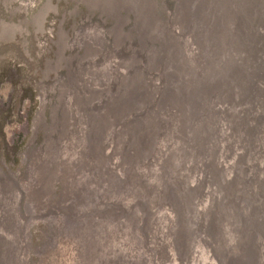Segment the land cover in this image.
I'll use <instances>...</instances> for the list:
<instances>
[{"label":"rangeland","instance_id":"374dc122","mask_svg":"<svg viewBox=\"0 0 264 264\" xmlns=\"http://www.w3.org/2000/svg\"><path fill=\"white\" fill-rule=\"evenodd\" d=\"M91 1L0 0L1 264H161L157 253L163 247L172 259L178 253L181 261L189 259L186 264H264V0H188L185 13L176 0H144L152 3L156 21L155 32H148L145 42L144 38L139 41L136 17L126 6L131 0H110L118 6L110 11ZM229 5L235 7L233 13ZM181 45L188 53L179 52ZM202 54L209 63L203 73ZM137 87L142 90L140 97L133 93ZM201 87L205 89L198 105L186 110L188 99L193 101V93ZM145 89L152 91L148 94ZM154 100H158L157 105L150 108ZM244 104L245 109L238 108ZM182 111L189 114L184 122H180ZM97 112L105 116L102 141L108 163L104 160L101 171L86 169L78 176L76 170L71 189L57 178L47 186V181H29L31 170L49 159L55 138L61 154L53 161L64 163L71 147L66 149L63 139L71 132L82 134L89 114ZM135 112L136 118L121 125V113ZM137 118L145 123L142 128L149 138L131 135ZM167 147L173 148L171 157L165 154ZM130 148L133 157L122 160L120 155ZM157 152L161 158L155 166L150 167V162L145 167L137 164ZM182 178L183 194L193 214L187 235L191 240L187 239L178 252L181 214L176 189ZM232 185L236 194L226 201L225 190ZM147 186L151 190L146 191ZM32 187L46 193L37 194L34 204L27 201L26 189L30 192ZM110 205L119 210L117 228L109 215L103 214ZM151 205L154 210L148 214ZM110 237L114 244L105 248ZM171 261L169 258L165 264Z\"/></svg>","mask_w":264,"mask_h":264},{"label":"bare ground","instance_id":"6f19581e","mask_svg":"<svg viewBox=\"0 0 264 264\" xmlns=\"http://www.w3.org/2000/svg\"><path fill=\"white\" fill-rule=\"evenodd\" d=\"M158 1V0H157ZM161 1V0H160ZM187 1L188 0H176V3L178 4V8L182 11V13H185V11L184 10H186V5H187ZM198 1V0H197ZM228 1V0H227ZM231 1H233L234 2V0H231ZM242 1V0H241ZM248 2H249V0H247ZM218 2L219 1H217V5H218ZM224 2H225V0H224ZM233 2H232V4H233ZM192 3V2H191ZM227 3V2H226ZM238 3V2H237ZM242 3V2H241ZM90 4H95V5H99L101 8H103V10H106V11H110V9L111 8H114V9H117L118 8V6H117V8H116V6L115 5H113L111 2H110V0H92L91 2H90ZM128 4V5H127ZM127 4H126V6L127 7H129L130 9H131V11L133 12V16H135L136 17V23H137V30L139 31V36H140V39H139V41L140 40H143V38L145 39L144 40V42L146 41V39L148 38H145V36L146 35H148V32L150 33H153V32H155V25H156V21H155V17H154V15H153V9H152V3L150 4V3H146V1H144V0H131V1H129V2H127ZM176 4V5H177ZM220 4V3H219ZM239 4V3H238ZM237 4V5H238ZM212 5V4H211ZM247 5V4H246ZM208 6V5H207ZM230 6V5H229ZM249 6V5H248ZM251 6V5H250ZM196 7H198V4H197V6ZM218 7V6H217ZM216 7V8H217ZM233 6L231 5L229 8H230V10L232 11V13H233V9L235 8V7H233ZM238 7V6H237ZM246 7V6H245ZM174 8V7H173ZM190 8H191V6H190ZM223 8V7H222ZM227 9H228V7H226ZM247 8V7H246ZM245 8V9H246ZM244 11V10H243ZM130 12V11H129ZM166 13V12H165ZM175 14V13H174ZM242 14V13H241ZM128 16V15H127ZM174 16V15H173ZM130 17V16H129ZM128 17V18H129ZM183 17V16H182ZM181 17V18H182ZM184 18V17H183ZM189 19V18H188ZM108 20H109V18H108ZM229 20V19H228ZM112 21V20H111ZM219 21H221V20H219ZM134 22H135V20H134ZM208 22V21H207ZM166 23V22H165ZM164 23V24H165ZM175 23V22H174ZM209 23V22H208ZM164 24H163V26H164ZM219 24V23H218ZM118 26V25H117ZM185 26V25H184ZM187 26H189V25H187ZM232 26V25H231ZM247 26V25H246ZM114 27V26H113ZM183 28V27H182ZM116 29V28H115ZM164 29V28H163ZM203 29V28H202ZM182 31H183V29H182ZM185 31V30H184ZM202 31V30H201ZM204 31V30H203ZM251 31V30H250ZM200 32V31H199ZM206 32V31H205ZM134 32H132L131 34H133ZM159 33H160V31H159ZM181 33V32H180ZM188 34V33H187ZM186 34V35H187ZM190 34H192V33H190ZM227 34V33H226ZM170 35V34H169ZM186 35H184V36H186ZM228 35V34H227ZM168 36V35H167ZM183 36V37H184ZM201 36V35H200ZM190 38H191V35L189 36ZM201 37H203V36H201ZM151 38V37H150ZM149 38V39H150ZM158 39V38H157ZM206 39V38H205ZM217 39V38H216ZM218 39H220V37H218ZM76 40V39H75ZM74 40V41H75ZM227 40H228V38H227ZM141 42V41H140ZM155 42V41H154ZM157 42V41H156ZM212 42V41H211ZM218 42V41H217ZM217 42H215V43H217ZM247 42V41H246ZM196 43V42H195ZM226 44V43H225ZM142 45H143V43H142ZM141 45V46H142ZM234 45V44H233ZM232 45V46H233ZM166 46V45H165ZM204 46V45H203ZM202 46V47H203ZM145 47H146V45H145ZM153 47V46H152ZM156 47V46H155ZM187 47V46H186ZM140 48H142V47H140ZM211 48V47H210ZM143 49V48H142ZM150 49V48H149ZM156 49V48H155ZM201 49V48H200ZM215 49V48H214ZM221 49V48H220ZM135 50V49H134ZM154 50V49H153ZM180 50L182 51V52H184V54L187 52V49H185L184 48V46L183 45H181L180 46V48H179V52H180ZM194 49H192V50H190L189 52H191L192 53V51H193ZM198 50V49H197ZM202 50V49H201ZM201 50H199V51H201ZM151 51V50H150ZM220 51V50H219ZM149 52V51H148ZM159 52V51H158ZM197 52V51H196ZM202 52V51H201ZM150 53V52H149ZM188 53V52H187ZM213 53H215V52H213ZM212 53V54H213ZM148 55V54H147ZM134 56V55H133ZM152 56V55H151ZM158 56V55H157ZM195 56V55H194ZM193 56V57H194ZM199 56V55H198ZM203 54H202V64H201V67H200V72L201 73H203V71L205 70V69H207L208 67H209V63L208 62H206V60L203 58ZM197 57V56H196ZM198 58H200V57H198ZM215 58V57H214ZM153 59V58H152ZM154 59H155V57H154ZM179 59H181V57L179 58ZM193 60V59H192ZM217 60V59H216ZM138 60H136V62H137ZM139 62V61H138ZM137 62V63H138ZM153 62V61H152ZM155 62H157V61H155ZM159 63V62H158ZM222 63V62H221ZM136 64V63H135ZM188 64V63H187ZM190 64V63H189ZM149 65H150V63H149ZM152 65V64H151ZM150 65V66H151ZM203 65V66H202ZM219 65H220V63H219ZM165 66V65H164ZM164 66H163V68H164ZM127 67V66H126ZM135 67V66H134ZM151 67H153V66H151ZM166 67V66H165ZM179 67H181V65H179ZM189 67V66H188ZM128 68V67H127ZM184 68H185V66H184ZM203 70H202V69ZM132 69V68H131ZM134 69V70H133ZM132 70L133 71H136L137 69L136 68H133ZM148 69V68H147ZM154 69V68H153ZM187 69V68H186ZM106 70V69H105ZM150 70H152V69H150ZM164 70H165V68H164ZM102 72H104L103 70H102ZM192 72V71H191ZM87 73V72H86ZM135 73V72H134ZM170 73V72H169ZM172 73V72H171ZM103 75V74H102ZM171 75V74H170ZM177 75V74H176ZM119 76V75H118ZM182 76V75H181ZM202 76V75H201ZM134 77H136V76H134ZM177 77L179 78V76L177 75ZM191 77V76H190ZM133 78V77H132ZM140 78V77H139ZM134 79V78H133ZM132 79V80H133ZM173 79V78H172ZM177 79V78H176ZM218 79V78H217ZM155 80V79H154ZM193 80H194V78H193ZM208 81V80H207ZM221 81V80H220ZM231 81V80H230ZM125 82V81H124ZM77 83V82H76ZM120 84H121V82H119ZM166 83V82H165ZM207 83V82H206ZM208 83H209V81H208ZM69 84V83H68ZM210 84V83H209ZM225 84V83H224ZM79 85V84H78ZM176 85V84H175ZM174 85V86H175ZM178 85V84H177ZM176 85V86H177ZM203 85H205L204 83H203ZM208 85V84H207ZM212 85V84H211ZM227 85V84H226ZM68 86V85H67ZM139 86V85H138ZM166 86V85H165ZM176 86H175V88H176ZM192 86V85H191ZM209 86V88H210V85H208ZM221 86V85H220ZM220 86L218 87V88H220ZM84 87V86H83ZM193 87V86H192ZM130 88V87H129ZM128 88V89H129ZM177 88H178V86H177ZM207 88V87H206ZM227 88H228V86H227ZM84 89V88H83ZM127 89V90H128ZM140 89H141V87H137V88H134L133 89V93H135L136 92V96H141L140 94H141V92H142V90L140 91ZM188 89H189V87H188ZM187 89V90H188ZM191 89V88H190ZM201 89H205L204 87H201V88H198V89H196V91L193 93V97L194 98H192L193 99V101H191V99H188V105L186 106L187 107V110H189V109H195V107L198 105V99L199 98H201L202 97V91L203 90H201ZM249 89H251V88H249ZM131 90V89H130ZM174 90V89H173ZM177 90V89H176ZM226 90V89H225ZM145 91L148 93V94H150L151 93V91L152 90H150V89H145ZM172 91V90H171ZM207 91V90H206ZM219 91V90H218ZM243 91V90H242ZM245 91H248V89H246ZM112 92V90L110 91V93ZM116 92V91H115ZM131 93H132V91H130ZM174 92V91H173ZM214 92V91H213ZM97 93V92H96ZM145 93V92H144ZM177 93V92H176ZM207 93H208V91H207ZM246 93H248V92H246ZM88 94H93V93H88ZM88 94H87V96H88ZM125 94V93H124ZM162 94V93H161ZM209 94V93H208ZM223 94V93H222ZM242 94H244V93H242ZM97 95V94H96ZM121 95V94H120ZM145 95H146V93H145ZM177 95V94H176ZM188 95V94H187ZM95 96V95H94ZM125 96H127V95H125ZM144 96V95H143ZM171 96H172V94H171ZM61 97H63V96H61ZM92 97V96H91ZM122 97V96H121ZM120 97V98H121ZM133 97V96H132ZM174 97V96H173ZM188 97V96H187ZM206 97H207V95H206ZM205 97V98H206ZM181 98V97H180ZM197 98V99H196ZM71 99V98H70ZM76 99V98H75ZM101 99V98H100ZM134 99V98H133ZM136 99V98H135ZM138 99V98H137ZM141 100L143 99L142 97L140 98ZM173 99L174 98H172V101H173ZM208 99V98H207ZM229 99V98H228ZM120 100V99H119ZM146 100V99H145ZM75 101L76 100H74V103H75ZM91 101V100H90ZM100 101V100H99ZM129 101H130V99H129ZM158 101V100H157ZM156 100H154L153 102V104H152V106L150 107V108H154L155 107V104H156V102H157ZM213 101V100H212ZM69 102H70V100H69ZM82 102V101H81ZM85 102H86V100H85ZM111 102H112V99H111ZM118 102V101H117ZM120 102V101H119ZM122 102V101H121ZM121 102H120V104H121ZM136 102H137V100H136ZM151 102V101H150ZM171 102V101H170ZM207 102H209V101H207ZM214 102V101H213ZM83 103V102H82ZM130 103V102H129ZM132 103V102H131ZM149 103V102H148ZM69 104V103H68ZM112 104V103H111ZM119 104V103H118ZM133 104H134V102H133ZM132 104V105H133ZM207 104V103H206ZM87 105V104H86ZM113 105V104H112ZM127 105V104H126ZM157 105V104H156ZM208 105H209V103H208ZM75 106V105H74ZM119 106H121V105H119ZM134 106V105H133ZM212 106V105H211ZM246 105L244 104V107H245ZM116 107L117 106H115V108L114 109H116ZM129 107V106H128ZM147 108H149V106H146ZM204 107V106H203ZM79 108V107H78ZM99 108H102V106H100V107H97L96 108V110H98ZM119 108V107H118ZM121 108H124V107H122L121 106ZM134 108V107H133ZM208 108V107H207ZM217 108V107H216ZM69 109V108H68ZM120 109V108H119ZM118 109V110H119ZM127 108H125V110H126ZM245 109V108H244ZM253 109V108H252ZM61 110V109H60ZM62 110H63V108H62ZM66 110V109H65ZM104 111H105V109H103ZM121 110V109H120ZM119 110V111H120ZM70 110H68L67 112H69ZM103 111V112H104ZM123 112H124V110H122ZM246 111V110H245ZM116 112H117V109H116ZM141 112V111H140ZM242 112V111H241ZM62 113V112H61ZM120 113V112H119ZM182 113V115L180 116L182 119H180V122H181V120L184 122L185 121V118H187V116H186V114H188V113H186V111H185V114H183V111L181 112ZM196 113V112H195ZM69 114V113H68ZM103 114V113H102ZM102 114H100L99 112H97V113H93V114H89L90 115V117H89V123L88 124H85V122H84V128L82 129V134H80V135H77L76 133H72L71 132V134H67V135H71L70 137H66V138H64L63 139V141L62 142H64V146H65V148L66 149H69L70 147V152H69V155H68V153L66 152V156H67V158L66 159H68V160H70V161H68V162H65V160L64 159H62V160H64V163H62V164H58V163H54V158L58 155V154H61V149H60V147H59V149H57V146H58V143H59V141H57L56 140V138L54 139V141H55V143H54V145L52 146V148L51 149H49V159L48 160H46L45 161V163H43L41 166H39V168H37V169H32L31 170V172H30V180L29 181H31L32 180V178L34 179L33 181L35 182V184H36V181L37 182H41V180H43L44 182H46L47 184L45 185V186H47V185H49V183H51L52 181H51V179H55V178H57V179H60L62 182H64L65 183V185L67 186H69V189H71V187H70V182H71V180H72V185L73 184H75V181H76V177H75V171L76 170H79L78 172L76 171V173L77 174H79L78 176H81L82 175V173H83V175H84V173H85V171H86V169H90L91 171H92V173L94 172V173H99L100 171H101V168H102V166H103V164H105V162H104V160L105 159H107V158H105L106 156H107V153H105V149H106V147H105V141L103 142L102 140V138L105 136V134H104V136H103V134H102V132H103V125H102V121H103V119L102 118H104L103 117V115ZM126 114V113H125ZM125 114H122L121 113V115H124V116H122L121 118H119L118 120L122 123L121 125H124L125 123H127V121H128V119H130L131 118V120H133L134 118H136L137 117V115H136V112L135 113H130V114H128V115H125ZM142 114H144V113H141V115ZM150 114H152L151 112H150ZM243 114V113H242ZM73 115V114H72ZM107 115V114H106ZM109 115V114H108ZM118 115V114H117ZM189 115V114H188ZM194 115V114H193ZM65 116V115H64ZM195 116V115H194ZM200 116H202V115H200ZM62 117V116H61ZM108 118H109V116H107ZM118 117H120V116H118ZM168 118V117H167ZM184 118V119H183ZM191 118H192V115H191ZM234 118V117H233ZM194 119V118H193ZM201 119V118H200ZM208 119V118H207ZM38 120V119H37ZM74 120H75V118H74ZM80 120V119H79ZM111 120V119H110ZM115 120V119H114ZM190 120V119H189ZM201 120H203V119H201ZM235 120V119H234ZM234 120H233V122H234ZM64 121V120H63ZM62 121V122H63ZM78 121V120H77ZM135 123L132 125L133 126V128H131V130H130V132H131V135H135L134 137H135V139L136 138H142V140L144 139V138H149L150 136H149V133H147V134H145V130H144V128H142L144 125H145V123H143L142 121H140V119H135ZM147 121V120H146ZM149 121V120H148ZM161 122H163V120H160ZM175 121H178V119L177 120H175ZM205 121H207V120H205ZM212 121V120H211ZM39 122V121H38ZM38 122H36V123H38ZM62 122H61V124H62ZM69 122V121H68ZM111 123L113 122V121H110ZM117 122V121H116ZM191 122V121H190ZM202 122V121H201ZM209 122H210V120H209ZM232 122V121H231ZM78 123V122H77ZM160 123V122H159ZM70 124H72V123H70ZM69 124V125H70ZM115 124V123H114ZM113 124V125H114ZM203 124V123H202ZM206 124V123H205ZM207 124H208V122H207ZM37 125V124H36ZM87 125V126H86ZM106 125V122H105V124H104V126ZM167 125V124H166ZM196 125V124H195ZM60 126V125H59ZM71 126V125H70ZM107 127H109L108 125H106ZM112 126V125H111ZM205 126V125H204ZM206 126H208V125H206ZM62 127V126H61ZM79 127V126H78ZM77 127V128H78ZM89 127V129H87ZM163 127V126H162ZM211 127V126H210ZM217 127V126H216ZM64 128V127H63ZM126 127L124 126V129H125ZM164 128V127H163ZM174 128V127H173ZM200 128V127H199ZM198 128V129H199ZM79 129V128H78ZM106 129V128H105ZM127 129V128H126ZM224 129V128H223ZM36 130V129H35ZM71 130H73V129H71ZM85 130H87V132H85ZM88 130H89V132H88ZM107 130V129H106ZM122 130V129H121ZM140 130V131H139ZM232 130V129H231ZM37 131V130H36ZM64 131V130H63ZM105 131V130H104ZM147 131V130H146ZM162 131H164V130H162ZM168 131V130H167ZM166 129H165V134H166ZM47 132V131H46ZM65 132V131H64ZM63 132V133H64ZM106 132V131H105ZM129 132V133H130ZM61 133H62V131H61ZM60 133V134H61ZM168 133H170V132H168ZM216 133V132H215ZM46 134V133H45ZM58 135V138H62V136L61 135ZM157 134V133H156ZM163 135H164V133H162ZM178 134V133H177ZM203 134V133H202ZM109 135V134H108ZM117 135V134H116ZM234 135V134H233ZM155 136V135H154ZM252 136V135H251ZM154 138H156V137H154ZM163 138H165V136L163 137ZM162 138V139H163ZM168 138H170L169 136H168ZM230 138V137H229ZM49 139V138H48ZM48 139H47V141H48ZM51 139V138H50ZM50 139H49V141H50ZM106 139V138H105ZM117 139V138H116ZM159 139V138H158ZM157 139V140H158ZM110 140V139H109ZM109 140L107 141V142H109ZM132 140V138H130L129 139V141H131ZM160 140V139H159ZM122 141V140H121ZM149 140H147L146 141V143L148 142ZM169 141H170V139H169ZM197 141V140H196ZM228 141V140H227ZM226 141V142H227ZM106 142V143H107ZM115 142H117V141H115ZM123 142V141H122ZM159 142V141H158ZM158 142L155 144V146L157 147V149H155L156 151H158ZM191 142V141H190ZM57 143V144H56ZM125 143V142H124ZM165 143V142H164ZM195 143V142H194ZM62 144V143H61ZM108 144H110V143H108ZM123 144V143H122ZM148 144V143H147ZM161 144V143H160ZM163 144V143H162ZM116 145H119V144H116ZM115 145V147L117 148V146ZM124 145V144H123ZM165 145L167 146V144L165 143ZM236 145V144H235ZM147 146V145H146ZM243 146V145H242ZM119 147V146H118ZM121 147V146H120ZM244 147V146H243ZM65 148H64V150H65ZM155 148V147H154ZM165 148V147H164ZM249 148V147H248ZM46 149V148H45ZM118 149V148H117ZM173 150V148H170V149H168V147L165 149L166 151H165V154L166 153H168L167 155L168 156H172V154H171V151ZM199 149V148H198ZM42 150H43V148H42ZM216 150V149H215ZM114 151V150H113ZM117 151V150H116ZM223 151V150H222ZM44 153L46 152L45 150L43 151ZM114 153V152H113ZM117 153V152H116ZM159 153L160 152H157L156 154L154 153L148 160H143V164H142V162L140 161L139 162V160H138V163L137 164H139V165H142V166H146V165H148V163L150 164V167H153V166H155L154 165V162H156V160L160 157V155H159ZM71 154V155H70ZM133 151L131 150V148H130V151H128L127 149L123 152V154H121L120 156H122L121 158H122V160H126L128 157L130 158V160H131V157H133ZM164 154V155H165ZM166 155V156H167ZM61 156V155H60ZM178 156V155H177ZM201 156V155H200ZM206 156V155H205ZM109 157V156H108ZM240 157V156H239ZM43 158V157H42ZM110 158V157H109ZM108 158V159H109ZM138 158H142L140 155H139V157ZM161 158V157H160ZM71 159H72V161H74V164H75V169L73 170L72 168V170L70 169V164H72V162H71ZM136 160V161H137ZM159 160V159H158ZM59 161V160H58ZM106 161V160H105ZM127 161V160H126ZM136 161H135V163L134 164H136ZM145 161V162H144ZM161 161V160H160ZM107 162V161H106ZM108 163V162H107ZM165 163V162H164ZM179 163H180V161H179ZM191 164V163H190ZM73 165V164H72ZM180 165V164H179ZM77 166H78V168H77ZM80 166H81V168H80ZM149 166V165H148ZM140 167V166H139ZM149 167V168H150ZM165 167V166H164ZM110 168V167H109ZM138 168V167H137ZM140 168H142V167H140ZM148 168V167H147ZM134 169H135V167H134ZM160 169L162 170V168L160 167ZM164 169V168H163ZM186 169H187V167H186ZM70 170H71V174H70ZM140 170V169H139ZM138 170V171H139ZM247 170V169H246ZM90 171V172H91ZM200 171V170H199ZM72 172H73V174H72ZM158 172V171H157ZM189 172V171H188ZM1 173V172H0ZM135 173V172H134ZM134 173H133V175H134ZM245 173V172H244ZM81 174V175H80ZM148 174V173H147ZM146 174V175H147ZM158 174V173H157ZM199 174H201V173H199ZM198 174V175H199ZM19 175V174H18ZM21 175V174H20ZM132 175V176H133ZM95 176V175H94ZM131 176V175H130ZM137 176V175H136ZM136 176H134V177H136ZM149 176V175H148ZM233 176V175H232ZM14 177V176H13ZM17 177V176H16ZM29 177V176H28ZM113 177V176H112ZM142 177V176H141ZM144 177H146V176H144ZM150 177V176H149ZM157 177H158V175H157ZM156 177V178H157ZM206 177V176H205ZM66 178V179H65ZM146 178H148V177H146ZM194 178V177H193ZM5 179V178H4ZM16 179V178H15ZM35 179H36V181H35ZM40 179V180H39ZM141 179V178H140ZM213 179V178H212ZM18 180V179H17ZM28 180V179H27ZM143 180V179H142ZM147 179H145V181H146ZM205 180V179H204ZM21 181V180H20ZM133 182L135 181V180H132ZM211 181V180H210ZM4 182V181H3ZM2 182V183H3ZM44 182H43V185H44ZM131 182V181H130ZM140 182H142V181H140ZM143 182H144V180H143ZM184 182H185V179L184 178H182L181 179V181L179 180V183L177 184L178 185V187H177V189H176V193H177V197H178V201H177V211H178V213L179 214H181L180 216H181V220H180V223H181V225H180V229H179V233H178V237H177V241H176V243H177V246H178V248H179V251L178 252H180V249H183V245H184V243H185V241L187 240V239H189V242H190V240H191V238H189V236H187L188 235V233L190 232L189 230H191V228H192V226L189 224V223H191V221H192V216L190 215V214H193V209H191L192 207L191 206H189L188 205V203H187V201H186V197L184 196V194H183V190H184V187H185V185H184ZM226 182V181H225ZM26 183V182H25ZM154 183V182H153ZM156 183V182H155ZM11 184V183H10ZM35 184H33L34 186H37V185H35ZM78 184V183H77ZM145 184V183H144ZM146 184H150V183H146ZM4 185H6V184H4L3 183V186ZM141 185H143V184H141L140 183V186ZM157 185V184H156ZM2 186V187H3ZM9 186V185H8ZM44 186V187H45ZM65 186V187H66ZM74 186V185H73ZM131 186H133L134 187V190H135V186H136V183H133ZM131 186H130V188H131ZM139 186V187H140ZM149 186V185H148ZM146 187L147 189H146V191L148 190H151V188L150 187ZM1 187V188H2ZM10 187H11V185H10ZM13 187V186H12ZM15 187V186H14ZM13 187V188H14ZM31 187V186H30ZM183 187V188H182ZM234 186L232 185V186H230L229 188H227L226 190H225V197H226V201H230V200H232V197L236 194V190H235V188L234 189H232ZM6 188V187H5ZM4 188V189H5ZM27 188V187H26ZM43 188V187H42ZM42 188H40V189H42ZM50 188V187H49ZM137 188V187H136ZM141 188V187H140ZM15 189V188H14ZM39 189V190H40ZM65 189V188H64ZM67 189H68V187H67ZM77 189V188H76ZM228 189L230 190L229 192H228ZM6 190V189H5ZM10 189H8L7 188V191H9ZM12 190L13 189H11V191H10V193L12 192ZM37 190V189H36ZM46 189H44V191H45ZM74 190V189H73ZM1 191V190H0ZM28 191V192H27ZM34 190V187H32L31 189H30V192H29V190L28 189H26V192H27V201H29L30 203L32 202L33 204H34V202H36L37 201V194H41L42 196H44L46 193L43 191V189H42V192H44V195H43V193H41V192H39V191H35ZM66 191V190H65ZM144 191H145V189H144ZM145 191V192H146ZM86 192V191H85ZM134 192V191H133ZM4 193H5V191H4ZM7 193V192H6ZM35 195H34V194ZM131 193V192H130ZM136 193H137V191H136ZM138 193H139V191H138ZM144 193V192H143ZM165 193H167V192H165ZM182 193V194H181ZM8 194V193H7ZM68 194H70V192L68 193ZM120 194V193H119ZM179 194H181V196L179 195ZM10 195V194H9ZM9 195H8V197H9ZM74 196H75V194H73ZM81 195V194H80ZM4 196V195H3ZM138 196V195H137ZM5 197V196H4ZM12 197V196H11ZM144 197H146V196H144ZM148 197V196H147ZM224 197V196H223ZM6 198V197H5ZM26 198V197H25ZM69 198V197H68ZM138 198V197H137ZM70 199V198H69ZM68 199V200H69ZM8 200H9V198H8ZM11 200V199H10ZM9 200V201H10ZM39 200V199H38ZM70 200H72V199H70ZM132 200H133V198L131 199V201L130 202H132ZM135 200V199H134ZM147 200V199H146ZM9 201H7V202H9ZM112 201H115V200H112ZM126 201V200H125ZM142 201V200H141ZM163 201V200H162ZM14 202V201H13ZM12 201H11V203H13ZM144 202V201H143ZM147 202V201H146ZM160 202V201H159ZM28 203V202H27ZM3 204H5L4 202H3ZM14 204V203H13ZM88 204V203H87ZM109 204H112V205H114V203H112V202H110ZM132 204V203H131ZM6 205V204H5ZM9 205V204H8ZM112 205H110V207L112 206ZM152 206V205H151ZM150 206V207H151ZM172 206V205H171ZM3 207V206H2ZM5 208H6V206H4ZM14 207V206H13ZM127 207V206H126ZM129 207V206H128ZM127 207V208H128ZM141 207H143V206H141ZM170 207V206H169ZM4 208V209H5ZM14 209V208H13ZM119 209V208H118ZM124 209V208H123ZM134 209V208H133ZM6 210V209H5ZM36 210V209H35ZM130 210V209H129ZM143 210V209H142ZM150 210V209H149ZM149 210H147V212H148V214L150 213V212H152L153 210H154V207L152 206V208H151V210L149 211ZM14 211V210H13ZM118 211L119 210H114L113 209V207H111V208H109L108 210H107V208H106V206H105V210H104V212H103V214H107V216L109 215V217H110V221H111V224H115V228H117L118 227V222L120 221H118ZM191 211H192V213H191ZM5 212V211H4ZM37 212H38V209H37ZM100 212V211H99ZM102 212V211H101ZM115 212H116V214H115ZM122 212V211H121ZM134 212H135V210H134ZM169 212V211H168ZM13 213V212H12ZM39 213V212H38ZM120 213V212H119ZM123 213V212H122ZM145 213V212H144ZM187 213H189V215H187ZM133 214V213H132ZM140 214V213H139ZM201 214V213H200ZM233 214H235V213H233ZM3 215H5V214H3ZM14 215V214H13ZM130 215V214H129ZM136 215H137V213H136ZM136 215H134V216H136ZM141 215V214H140ZM170 216H171V214H169ZM169 215H167V217L169 216ZM221 215V214H220ZM106 216V217H107ZM125 216H126V214H125ZM132 216V215H131ZM133 216V217H134ZM144 216V215H143ZM164 216V215H163ZM212 216V215H211ZM214 216H216V215H214ZM12 217V216H11ZM133 217H131V218H133ZM141 217V216H140ZM152 217V216H151ZM5 218H6V216H5ZM130 218V219H131ZM169 218V217H168ZM171 218V217H170ZM169 218V219H170ZM194 218V217H193ZM234 218L236 219V216H234ZM15 219V218H14ZM107 219H108V217H107ZM129 219V218H128ZM129 219V220H130ZM151 219V218H150ZM209 219V218H208ZM217 219V218H216ZM6 220H7V218H6ZM104 220H106L105 219V217H104ZM133 220V219H132ZM131 220V221H132ZM139 220V219H138ZM141 220H142V217H141ZM147 221H148V219H146ZM14 221V220H13ZM17 221V220H16ZM20 221V220H19ZM96 221V220H95ZM109 221V220H108ZM122 221V220H121ZM134 221V220H133ZM135 221H137V220H135ZM143 221V220H142ZM150 221V220H149ZM162 221V220H161ZM4 222V221H3ZM7 222V221H6ZM106 222V221H105ZM155 222V221H154ZM210 222H212V221H210ZM218 222V221H217ZM20 223V222H19ZM104 223V222H103ZM124 223V222H123ZM129 223V222H128ZM215 223V222H214ZM15 224V223H14ZM132 224V223H131ZM131 224L129 225L128 224V227L129 226H131ZM150 224V223H149ZM166 224V223H165ZM3 225V224H2ZM89 225V224H88ZM105 225H107L108 226V224H105ZM120 225V224H119ZM125 225H127V223L125 224ZM134 225H135V223H134ZM153 225V222L151 223V226ZM175 225V224H174ZM220 225V224H219ZM6 226V225H5ZM86 226V225H85ZM122 226H124V224L123 225H121V227ZM145 226H147V225H145ZM166 226V225H165ZM7 227V226H6ZM17 227V226H16ZM109 227H110V225H109ZM126 227V226H125ZM148 227L149 226H147L145 229H148ZM3 228V227H2ZM84 228H88V227H84ZM92 228V227H91ZM105 228V227H104ZM114 228V229H115ZM130 228H132V227H130ZM134 228V227H133ZM151 228V227H150ZM8 229V228H7ZM10 230H11V228H9ZM17 229V228H16ZM110 229V228H109ZM123 229V228H122ZM127 229V228H126ZM136 229V228H135ZM145 229H143L144 231H145ZM87 230V229H86ZM124 230V229H123ZM128 230H131V229H128ZM184 230V231H183ZM218 230V229H217ZM85 231V230H84ZM113 231V230H112ZM165 231V230H164ZM125 232V231H124ZM130 232V231H129ZM131 232H133V231H131ZM166 232V231H165ZM200 232V231H199ZM217 232V231H216ZM216 232H214V233H216ZM15 233V232H14ZM18 233V232H17ZM128 233V232H127ZM135 233V232H134ZM133 233V234H134ZM218 233V232H217ZM85 235L87 234V233H84ZM130 234V233H129ZM13 235V234H12ZM89 235V234H88ZM134 235H136V234H134ZM134 235H133V239H135V237H134ZM87 236V235H86ZM109 236V235H108ZM138 236V235H137ZM137 236H136V238H137ZM245 236H247V235H245ZM16 237V236H15ZM82 237H85V236H82ZM130 237H132L131 236V234H130ZM249 237V236H248ZM247 237V238H248ZM14 238V237H13ZM13 238H11V239H13ZM86 238V237H85ZM156 236L155 237H152V241H154V243H155V241H156ZM176 238V237H175ZM7 239V238H6ZM107 239V238H106ZM130 239V238H129ZM133 239H132V241H133ZM4 240V239H3ZM84 240V239H83ZM147 240V239H146ZM244 240H246V239H244ZM141 241V240H140ZM140 241H138V242H140ZM105 242H106V244L104 243V241H103V243H104V247L105 248H107L108 246H110V244H114V240L110 237L108 240H105ZM129 242V241H128ZM135 242H137L136 240H135ZM5 243V242H4ZM8 243H10V242H8ZM86 243V242H85ZM123 243V242H122ZM130 243H131V241H130ZM130 243H128V244H130ZM89 244V243H88ZM140 244V243H139ZM138 244V245H139ZM251 244V243H250ZM253 244V243H252ZM7 245V244H6ZM87 245V244H86ZM85 245V246H86ZM132 245H133V243H132ZM131 245V246H132ZM135 245V244H134ZM136 245H137V243H136ZM157 247L159 246V245H157V244H155ZM162 245H165V244H162ZM10 246H11V244H10ZM129 246V245H128ZM6 247V246H5ZM122 247V246H121ZM190 247H191V245H190ZM11 248H13L12 246H11ZM125 248V247H124ZM250 248V247H249ZM1 249H3V248H1ZM131 249V248H130ZM252 249V248H251ZM257 249V248H256ZM4 250V249H3ZM8 250V249H7ZM80 250H82V248L80 249ZM86 250V249H85ZM112 250V249H111ZM110 250V251H111ZM132 250V249H131ZM198 250V249H197ZM196 250V251H197ZM14 251V250H13ZM109 251V250H108ZM120 251H121V249H120ZM119 251V252H120ZM158 251V248H156V252ZM173 251V250H172ZM254 251V250H253ZM256 251V250H255ZM84 252V251H83ZM132 252H133V250H132ZM209 252V251H208ZM243 252H245V251H243ZM247 252V251H246ZM4 253V252H3ZM10 253H12V252H10ZM10 253H9V255H10ZM14 253V252H13ZM134 253V252H133ZM126 254V253H125ZM170 254H171V252H170ZM169 253H168V251H167V247H163L162 249H159V251H158V253H157V255L159 256L160 255V259H161V261H163V262H161V264H165V262L167 263L168 262V259L170 258L172 261V264H186V262H188V260L189 259H187L186 260V258H185V260H183V261H181V259H180V256L178 255V254H176L175 255V257H174V259H172V257H171V255H170ZM208 254V253H207ZM247 254V253H246ZM248 254H249V252H248ZM248 254H247V258H248ZM8 255V254H7ZM12 255V254H11ZM14 255V254H13ZM120 255V254H119ZM228 255V254H227ZM245 255V254H244ZM191 256V255H190ZM10 257V256H9ZM124 257V256H123ZM3 258V257H2ZM10 258H12V257H10ZM120 258V257H119ZM246 258V259H247ZM9 259V258H8ZM3 260V259H2ZM123 260V259H122ZM121 260V261H122ZM212 260V259H211ZM1 261V260H0ZM6 261V260H5ZM10 261V260H9ZM127 261H128V259H127ZM207 261V260H206ZM6 262H8V260L6 261ZM11 262V261H10ZM122 262H124V261H122ZM130 262V261H129ZM133 263H134V261H132ZM13 263V262H12ZM120 263V262H119ZM131 263V262H130ZM0 264H1V262H0ZM3 264H5L4 262H3ZM9 264H11V263H9ZM122 264V263H121ZM137 264V263H136ZM214 264V263H213Z\"/></svg>","mask_w":264,"mask_h":264},{"label":"water","instance_id":"95a60500","mask_svg":"<svg viewBox=\"0 0 264 264\" xmlns=\"http://www.w3.org/2000/svg\"><path fill=\"white\" fill-rule=\"evenodd\" d=\"M230 7V6H229ZM234 61V59H232V62ZM205 88V87H204ZM201 90H203V89H201ZM233 95H234V93H233ZM239 109H242V108H244V105H241V106H239L238 107ZM187 110V109H186ZM237 110V109H236ZM187 113V112H186Z\"/></svg>","mask_w":264,"mask_h":264}]
</instances>
